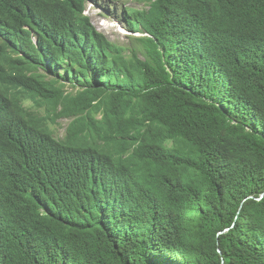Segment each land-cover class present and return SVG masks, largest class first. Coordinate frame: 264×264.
<instances>
[{"label": "trees", "instance_id": "obj_1", "mask_svg": "<svg viewBox=\"0 0 264 264\" xmlns=\"http://www.w3.org/2000/svg\"><path fill=\"white\" fill-rule=\"evenodd\" d=\"M88 1L0 0V264H264V0Z\"/></svg>", "mask_w": 264, "mask_h": 264}, {"label": "rangeland", "instance_id": "obj_2", "mask_svg": "<svg viewBox=\"0 0 264 264\" xmlns=\"http://www.w3.org/2000/svg\"><path fill=\"white\" fill-rule=\"evenodd\" d=\"M128 9L143 10L146 9V4L142 0H89L87 5V14L98 30L110 41L124 48V54L130 56L133 51L139 49L136 38L140 34L128 27L125 18ZM68 124L69 121L62 119L51 125L56 137H64Z\"/></svg>", "mask_w": 264, "mask_h": 264}]
</instances>
